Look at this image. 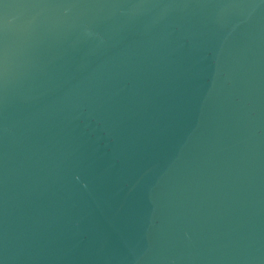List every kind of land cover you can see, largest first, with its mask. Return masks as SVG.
<instances>
[{"label":"water","instance_id":"obj_1","mask_svg":"<svg viewBox=\"0 0 264 264\" xmlns=\"http://www.w3.org/2000/svg\"><path fill=\"white\" fill-rule=\"evenodd\" d=\"M0 264H264V0H0Z\"/></svg>","mask_w":264,"mask_h":264}]
</instances>
